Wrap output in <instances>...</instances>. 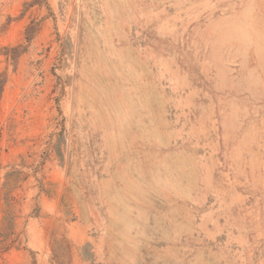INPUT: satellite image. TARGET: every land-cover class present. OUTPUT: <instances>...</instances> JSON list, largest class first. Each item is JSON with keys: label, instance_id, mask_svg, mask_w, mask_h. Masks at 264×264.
I'll list each match as a JSON object with an SVG mask.
<instances>
[{"label": "rangeland", "instance_id": "rangeland-1", "mask_svg": "<svg viewBox=\"0 0 264 264\" xmlns=\"http://www.w3.org/2000/svg\"><path fill=\"white\" fill-rule=\"evenodd\" d=\"M0 264H264V0H0Z\"/></svg>", "mask_w": 264, "mask_h": 264}]
</instances>
